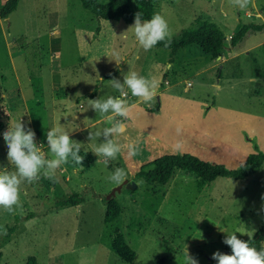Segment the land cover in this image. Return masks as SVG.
Segmentation results:
<instances>
[{"label":"rangeland","instance_id":"rangeland-1","mask_svg":"<svg viewBox=\"0 0 264 264\" xmlns=\"http://www.w3.org/2000/svg\"><path fill=\"white\" fill-rule=\"evenodd\" d=\"M107 1L99 0L100 3ZM258 1L264 0H255ZM258 11L261 13L259 7ZM258 11L250 9L251 13ZM156 13L168 22L171 36L196 17L213 21L224 34L226 46L240 25L236 13L240 20L244 18L243 10L231 6L229 0H153V14ZM133 24L97 18L83 9L78 0H19L16 9L0 20V76L3 77L0 96L3 94L5 102L3 107L0 97L1 125L4 123L10 127V123L19 121L12 117L7 122L2 114L3 107L12 116L16 113L23 116L25 120L21 122L29 127L20 106L22 98L32 109V126L35 125L44 137L45 130L57 125L64 132L86 125L70 137L81 143L82 168L69 158V163L61 166L63 171L56 170L55 186L47 185L45 178L21 185L22 207L15 213L26 215L32 212L33 215L27 219L30 220L28 223L20 225V220L16 223L10 241L0 242V264H24L29 256L35 257L36 264H185V250L198 264H217L212 259L214 252L231 254L230 246L223 243L227 235L235 233L238 239L246 242L253 230L254 235L264 225L262 209L247 201H239L245 183H253L254 177L244 181L217 177L198 185L196 175L182 169H175L164 184L148 185L137 178L134 189L123 185L115 193L123 208L121 230L125 242L134 251L130 263L121 261L99 241L103 216V209L99 206L85 202L79 208L66 206L47 212L55 199L74 192L83 200L106 195L116 186L107 179L115 168H123L130 177L131 170L139 162L150 160L152 154L161 151L151 146L149 138L128 131L112 137L125 146L115 160L106 165L104 157L93 154L94 146L104 140L95 133L102 132L111 123L89 108L87 100L118 97L119 92L111 87L109 80L115 78L123 82L124 75L132 71L140 76L156 77L159 85L164 79L171 81L174 78V68L166 66L172 57L169 51L160 46L145 51L129 29ZM258 36L248 38V42ZM194 47L190 52L189 47L179 48L176 52L178 63H183L184 57L188 56V72L193 70L192 67L196 69L213 61L212 57ZM113 51L119 53V65ZM117 66L116 74L104 77L109 69ZM219 71L220 68L216 67L190 77L187 94L201 101L200 107H212L210 116L216 114L213 118L217 120V126L222 117L231 118L234 124L252 122L248 125L251 128L261 126L254 125L258 119H248L238 115L237 111L264 116V83L247 77L264 71V49H253L249 54L226 63L221 77L227 73L235 77L226 84L222 80V87L216 90L209 83L212 79L217 83L214 76ZM185 84L180 83L177 88L182 90ZM258 87L261 89L257 92L261 93L257 97L251 89ZM92 91L95 93L90 95ZM130 98L131 93L128 101ZM51 112L52 116H48ZM8 127L0 126V167L8 162V149L3 139ZM232 129L239 131L244 138L248 136L243 127L239 129L237 125ZM198 133L201 136L194 138L193 155L211 163H222L228 168L243 162L241 155L225 157L214 150L219 147L213 143L223 139L215 129ZM89 134H92L91 139ZM251 138L252 146L256 144L264 152L257 137ZM132 142L139 145L140 152L130 158L126 145ZM47 152L46 149V158H50ZM75 165L80 171L71 173L70 179L65 181V173ZM9 170L14 169L9 167ZM261 172H264V166ZM13 215L0 209V226L6 229L13 226Z\"/></svg>","mask_w":264,"mask_h":264},{"label":"crops","instance_id":"crops-1","mask_svg":"<svg viewBox=\"0 0 264 264\" xmlns=\"http://www.w3.org/2000/svg\"><path fill=\"white\" fill-rule=\"evenodd\" d=\"M3 1L4 0H2L1 3ZM250 6L251 7H248L246 10H243L244 18H242V20H240L241 18L240 15L238 14L239 12L236 13V17L239 19L240 24L248 23V22H254L259 24L264 23V16L261 9V7L264 6V1L255 2V0H253V3ZM258 7L261 10V13L258 11ZM250 9L256 10L258 12L251 13ZM251 15H253V17H250ZM53 32H56V30H54ZM257 35H259L257 39L248 42V38L254 36L257 37ZM192 45L185 46V48L189 47L188 51L190 52V49L192 47L194 46H195L194 48L197 47L194 44ZM259 47L264 49V28L261 29L260 31H254L248 33L236 47L225 45V48L222 49L220 56L213 58V61L210 62L209 64H206L205 66L198 67L196 69L192 67L193 70L189 72L188 69L190 68L188 67V65H190V62H188L189 61V59L187 58L188 56L184 57L183 63L181 61L178 63V57L176 53L177 50H176L173 53L170 60L166 63L167 67L174 68L173 70L174 78L171 81H167L164 79L163 82L160 83L155 97L149 103L140 102L138 98L131 96L130 100L128 101L129 105L132 106L129 113V117L127 118L120 117L119 120H121L126 124L127 126L126 132L128 131L131 133L133 132L134 135L141 134L142 136L149 138V140L151 141V146L152 147L155 146L154 149H156L157 151L161 150L159 153L156 152L155 154H152L150 160L161 155L160 153L165 154V153H176V152H190L194 154V138L200 137L201 135H199L198 131H201V133H203L205 129H215L221 136H223L222 140L220 139L217 142H214L213 145L219 147L216 149L214 148V150H217V153H221L225 157L226 155L230 157L241 155L244 158H246L247 154L251 152L253 149L251 143V139H252L251 137H253L254 135L257 137L258 141H260L262 148L264 149V116L258 114L255 116L250 113H246L244 110H240L237 111L238 115L247 116L246 118L248 119H254V120L258 119L254 125H261V126L251 128L248 125L252 124V122H244L243 125L234 124L231 122L232 121L231 118H225V117L224 118L222 117L218 121L219 125L217 126L216 123L217 120L213 118L216 116V114L210 116V113L212 112V110L210 109L212 107H208L206 109L200 107L201 101H199L198 99H194L193 97L187 94L188 92L187 87L191 85V82L188 81L190 77L199 76L204 72H207L216 67L220 68L219 73L216 76H214V80H216L217 83H214L212 79L211 80L212 82L209 84H213L216 90L217 88L222 87L221 86L222 80L226 81L225 82L226 84L228 83L230 78L232 79L233 77H235V76H231L230 73H227L226 75L221 77L222 74L221 71L224 68L225 64L230 62L237 56L243 54H249L253 49ZM118 67L119 66H117V72H118ZM181 72H183V74H181ZM247 77L249 80H253V81L261 80L264 83V71L254 75H248ZM184 82H186V84L182 87V90H179L177 86L180 83H184ZM259 89L261 88L259 87L252 88L251 92L258 97L261 93V92H257V90ZM0 97L2 98V105L4 107L5 102H4L3 94H1ZM20 106L21 109L23 110L22 112L27 116L29 127L35 132V142L37 143L38 146L41 143L45 144V149H44L45 152V150L47 149L46 134L45 137L40 135L38 129L35 128V125L32 126L31 124L33 119L31 117V115L33 116V114H31L32 109L28 107V103L26 102L25 99L22 98V102ZM3 107H2L3 109L2 114L4 115V118L7 119V122L11 121L12 117L14 118L15 121L19 119L20 121L25 120L23 116H21L18 113L12 116L10 111ZM153 108H156V110L152 111ZM52 114L53 113L51 112L48 114V116H52ZM74 116H76V114H74ZM34 120L36 122V118H34ZM11 124L13 123H10V125ZM237 125L239 129L243 127V129H245L246 132H248L247 137L244 138L243 135L239 133V131L235 132L232 129V127L237 128ZM1 126L8 127L4 123H2ZM85 126L86 125L77 126L75 129L68 131L67 133L69 134V137L74 135L75 132H79V130L81 128H84ZM215 126H217L218 128H216ZM177 129L180 130L179 133L177 132ZM48 130L49 129L45 130L46 133ZM150 160H144L142 162H139L137 166L133 170H131L130 175L132 176L138 170L139 168L138 166H141L143 163H146ZM263 166H264V162L256 172L247 175L243 179H239L244 181L254 177L253 183H249V184L245 183V187L241 191L244 192V194L239 195L241 197L239 198V201L242 202L247 201L248 203L253 204L252 206L258 207L260 209H264V172L259 173L261 168H263ZM2 167H10V165L7 162L6 165L1 166L0 168ZM59 170L63 171V167L60 168ZM78 171L80 170L78 166L75 165L74 167H72V169H70V171L65 173L64 180L65 181L69 180L71 173L72 174L75 172L77 173ZM131 176L127 177V179L131 180ZM41 179H44V177L41 176ZM45 180L47 181V185L49 186L56 185V183H53L51 180H48L46 178ZM134 181L136 183L137 179ZM26 193L32 195L31 192H29L28 190H26ZM217 195L221 196V193H218ZM85 202H90L94 205L99 206L100 209H103V214H104V205L101 203L100 198L98 197H93L90 200H83L82 202L73 206H75V208H79ZM66 206H72V205H66ZM66 206H60L58 207V209H61ZM49 209L50 210H48L47 212L52 211L55 208L51 206V208L49 207ZM20 221H21L20 222L21 225V223H28L30 220L26 219ZM12 233L13 232L10 233L7 239L0 240V242L4 243L10 241ZM263 245H264V240H263ZM1 259H2V253L0 252V261Z\"/></svg>","mask_w":264,"mask_h":264},{"label":"clouds","instance_id":"clouds-1","mask_svg":"<svg viewBox=\"0 0 264 264\" xmlns=\"http://www.w3.org/2000/svg\"><path fill=\"white\" fill-rule=\"evenodd\" d=\"M252 3L253 0H229V4L237 10H246ZM107 23L109 25L108 21ZM129 29H132L137 43L145 51L152 49L160 41H166L165 47L171 42L172 34L168 22L159 13L153 14L147 20H142L140 12L136 13L134 24ZM112 55L116 57L115 62L119 65L121 62L119 53L113 51ZM109 83L119 92L118 97L109 96L106 100L100 98L87 100L89 108L105 116L111 123L110 127H105L102 132L95 133L96 137L102 136L104 140L93 148V154L104 157L106 165L109 161L115 160L117 154L125 147L112 137L121 136L126 132V124L117 117H129L132 107L128 102L129 93L132 97L138 98L140 102L149 103L159 88V80L156 77L140 76L135 71L124 75L123 82L113 78L109 80ZM179 131L177 129L178 133ZM91 135L89 134V139ZM3 139L8 149V164L14 169L0 168V209L9 214H15L16 209L22 207L20 196L21 185L24 182L31 184L38 181L41 176L53 183L57 182L56 170L62 165H67L69 158L82 168L84 157L79 154L81 143L71 140L69 134L62 131L58 125L46 133L47 155L50 158H46L45 144L41 143L38 146L35 142V132L20 119L4 131ZM126 149L130 158L139 155V145L134 142L128 143ZM107 179L116 185H121L127 180V173L123 168L117 167ZM253 231L249 239L252 238ZM0 235H7V229L0 226ZM223 243L230 246L231 254L214 252L212 259L217 264H264V248L257 251L254 247H250L248 242L238 239L235 233L227 235ZM185 264H198V261L187 250H185Z\"/></svg>","mask_w":264,"mask_h":264},{"label":"trees","instance_id":"trees-1","mask_svg":"<svg viewBox=\"0 0 264 264\" xmlns=\"http://www.w3.org/2000/svg\"><path fill=\"white\" fill-rule=\"evenodd\" d=\"M18 2L19 0H4L0 4V18H6L16 9ZM78 2L83 9L97 18L114 21L120 20L126 24L134 22L135 14L138 12H140L142 20L150 19L153 14V0H108L106 3H100L99 0H78ZM261 9L264 16V6ZM263 28L264 23H241L230 36L229 45L236 47L248 33L260 31ZM224 40V34L215 22L196 17L176 35L171 36V42L167 47H165L166 41H160L155 46L168 49L170 56H172L179 48L194 44L204 54L216 58L220 56L222 49L225 48ZM116 72L117 68H111L104 74V77L114 75ZM0 80H3L2 76H0ZM94 93L92 91L90 95ZM155 110L156 108L152 109V111ZM252 148V151L247 154L242 163L231 168L225 167L222 163L204 161L187 152L161 154L142 164L131 176V179L136 180L140 178L148 185L164 184L171 177L175 169H182L195 174L198 185L209 183L217 177H227L232 180L243 179L247 175L256 172L264 162V152L259 150L256 144ZM94 196L100 198L101 203L104 205L99 241L121 261L130 263L134 257V251L125 242L121 230L123 211L121 204L115 196L109 198H106L105 195ZM82 201L83 197L74 192L68 194L65 198L54 200L51 206L53 208L66 205L73 206ZM32 215V212L26 215L15 213L13 215L14 225L7 228V235L0 236V240L9 237L19 220H26ZM263 240L264 225L246 242L249 243L250 247H254L257 251H260L264 248ZM24 264H36L35 258L33 256L27 257Z\"/></svg>","mask_w":264,"mask_h":264},{"label":"water","instance_id":"water-1","mask_svg":"<svg viewBox=\"0 0 264 264\" xmlns=\"http://www.w3.org/2000/svg\"><path fill=\"white\" fill-rule=\"evenodd\" d=\"M125 186L128 189H134L135 188V182L133 180H125L124 183H122L121 185H116L114 186L106 195V198H109L111 196H115V193L120 191L121 186Z\"/></svg>","mask_w":264,"mask_h":264}]
</instances>
